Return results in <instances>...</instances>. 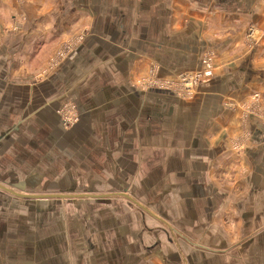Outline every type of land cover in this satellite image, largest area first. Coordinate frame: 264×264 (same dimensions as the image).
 Masks as SVG:
<instances>
[{
    "label": "crops",
    "instance_id": "1",
    "mask_svg": "<svg viewBox=\"0 0 264 264\" xmlns=\"http://www.w3.org/2000/svg\"><path fill=\"white\" fill-rule=\"evenodd\" d=\"M0 22V185L151 212L0 190V264H264V0H0ZM212 52L192 96L137 84Z\"/></svg>",
    "mask_w": 264,
    "mask_h": 264
},
{
    "label": "rangeland",
    "instance_id": "2",
    "mask_svg": "<svg viewBox=\"0 0 264 264\" xmlns=\"http://www.w3.org/2000/svg\"><path fill=\"white\" fill-rule=\"evenodd\" d=\"M1 26H2V24L0 22V27ZM10 29L12 31H14V32H18L19 31V26H18V24L12 23V26H11ZM1 33L2 32L0 31V35H1ZM257 33H258V29H256V27H254V26H250L249 27L248 33H247V40L250 41V42H248V45L250 47H253V46H255L254 44H257V40H255ZM82 38H83V35H81V36L78 35L75 39L70 40V41H67V42H64V44L62 43L57 49H54V50L50 51L49 54H48V57L44 60L43 63H42L43 60L42 59L40 60V62H39V65H40L39 68L37 67L38 68L37 69L35 67V69H37L36 76L35 77L38 80H42V79L47 78V76L53 74L59 68L61 62L67 57V55L71 52V50L76 45H78L79 41ZM0 45H1V42H0ZM208 56L209 57H208V60L207 61H208L209 65H210V68H211V70L213 72H212V75L211 76H208V78L206 80L211 79L213 77V73L215 71V55L212 52ZM204 59H205V57H204ZM204 59L202 61V64L204 62ZM210 68L208 66V69L209 70H210ZM153 69H155V67H153ZM204 70H205V67H204V65H202V68L200 69V72L201 71H204ZM197 72H199V71H197ZM197 72L195 71L194 73H197ZM183 74H188V73H182L180 75H183ZM189 74H192V73H189ZM186 79L187 78H185L183 80H186ZM153 80L155 81V76H152V74H150V76L148 74H146L145 76H143V77H141V78H139L137 80V84L141 85V87H144V86H146L148 88L158 87V85H152L153 84ZM200 80L202 82L206 81V80L203 79V77L202 78H199V81ZM157 82H159V81L157 80ZM159 83H161V84H167L165 82H159ZM197 88H195L196 91H197ZM175 89H176V93L177 94H179L181 96H187V95H185V93H183V91H180L178 87H176ZM69 102H72V101L71 100L68 101L58 111L59 112V115L61 117V120L63 122L64 128L65 129H68V130L71 129V128H73L75 125H77L79 123V121H80V118H81V113L78 111V107L75 106L73 104V102H72L73 106L69 105ZM246 109H247V107H246ZM106 192L107 191L105 190V193Z\"/></svg>",
    "mask_w": 264,
    "mask_h": 264
},
{
    "label": "built area",
    "instance_id": "3",
    "mask_svg": "<svg viewBox=\"0 0 264 264\" xmlns=\"http://www.w3.org/2000/svg\"><path fill=\"white\" fill-rule=\"evenodd\" d=\"M208 55L207 57L204 59V62H203V65L205 67V70L204 71H199L197 73H192V74H183V75H180L178 77V80L176 81H171V80H160V79H157L155 77V81L153 80V84L152 85H158L159 88H162V89H168V90H174L176 92V87L179 88L180 91H183V93H185V95L187 96H192L195 92H196V89L200 83H202V79L199 81V78H202L204 80H206L208 78V76H211L212 75V70L210 68V65L208 63ZM208 66L210 68V70L208 69ZM207 67V68H206ZM151 74H157L156 73V68L153 69L151 71ZM155 76V75H154ZM187 78L186 80H183ZM157 80L159 82H165L167 84H161L159 82H157ZM203 80V81H204ZM69 105L73 106L72 102H69Z\"/></svg>",
    "mask_w": 264,
    "mask_h": 264
},
{
    "label": "water",
    "instance_id": "4",
    "mask_svg": "<svg viewBox=\"0 0 264 264\" xmlns=\"http://www.w3.org/2000/svg\"><path fill=\"white\" fill-rule=\"evenodd\" d=\"M0 190L2 191H6L12 195H14L15 197L18 198H22V199H31V200H40V199H60V200H66V199H76V198H87V197H91V198H104V197H109V196H124L127 199H129L131 202H133L135 205H137L138 207H140L141 209L151 213L148 209H146L144 206H142L140 203H138L136 200H134L132 197H130L127 194H123V193H116V194H111V195H89V194H80V195H75V196H61V195H47V196H41V195H23V194H19L11 189L5 188L3 186L0 185Z\"/></svg>",
    "mask_w": 264,
    "mask_h": 264
}]
</instances>
